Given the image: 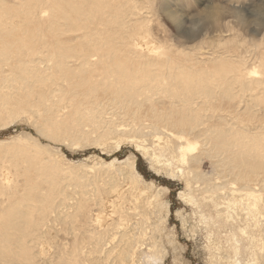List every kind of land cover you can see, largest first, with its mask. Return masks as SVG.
<instances>
[{
  "label": "bare ground",
  "instance_id": "obj_1",
  "mask_svg": "<svg viewBox=\"0 0 264 264\" xmlns=\"http://www.w3.org/2000/svg\"><path fill=\"white\" fill-rule=\"evenodd\" d=\"M178 2L161 0L154 13L136 0H0V126L24 116L37 130L0 140V264L164 256L155 233L167 204L133 156L75 164L41 139L132 142L160 167L173 153L180 197L200 214L210 248L228 243L235 260L226 264H264V12L249 21L236 9L242 32L202 40L197 53L152 41L149 14L169 19L182 45L206 28L222 32L220 11L188 32Z\"/></svg>",
  "mask_w": 264,
  "mask_h": 264
},
{
  "label": "rangeland",
  "instance_id": "obj_2",
  "mask_svg": "<svg viewBox=\"0 0 264 264\" xmlns=\"http://www.w3.org/2000/svg\"><path fill=\"white\" fill-rule=\"evenodd\" d=\"M136 1L141 7L147 9L151 7V10L155 13V9L159 7L158 4L161 0ZM177 4L178 5L173 4L172 9L181 16L180 19L184 20L188 32H191L193 28L199 30L200 24L204 22L210 12L220 11L223 15L221 23L222 32H216V30L211 31L206 28L207 31L203 30L199 38L186 45H182L183 37L179 34L172 22L165 16L159 13L157 15L149 14L147 16L154 17L157 23L154 22L151 24L152 41L173 48H177L180 45L188 46L187 50L196 48L197 53L201 51V47H205V44H199L202 40L217 41L220 38H225L224 40L232 39L235 34L233 28H235L238 33L242 32L239 26L236 27L235 24L236 19L233 12H236V9L243 11L242 14L247 16L249 21L260 19L262 11L264 12V0H179ZM249 12H255L256 16L251 17ZM208 22H211V20H208ZM226 31H228V33H226ZM244 35L249 37L247 32ZM260 37L261 35L255 37V39L257 40ZM27 119L28 118L24 116L13 118L9 123L0 126V140L11 141L12 138L16 136L24 140L26 139V133H30L32 136L37 137L36 128L32 123L29 124ZM41 142L53 146L62 156L64 155L66 160L75 164L84 163L87 164V166H91L94 158L97 159L96 162L100 159L102 161L111 162L114 158L120 161L129 156L135 158L138 174H140L145 182L153 184L154 187H152V191H156L157 189V191H163L164 189L166 191H161L160 197L161 200L167 204L168 210L163 209L161 212L160 216L163 217V222H160L159 228L155 233L159 243L164 248V256L161 258V264H226L228 260H235L230 253L229 244L226 242H223L220 254L210 248L207 239L208 232L200 218V214H195L192 206L188 205L184 199L180 197V192H186L185 180L180 177L179 171L177 173L176 169H180L177 166L179 163L177 162L172 165V163H174L173 159L175 162L177 161L176 158L172 157L173 153L165 152L166 156L160 158V160L165 159L167 162L170 159L169 166H174L173 168L171 167V169L164 160H162L163 163L161 167V163L159 162H156V164L154 162V165L153 162L148 160L149 157L143 156L132 142L124 141L120 143V147L117 148L115 146L116 141H114L115 144L109 146V149L107 146L93 145L94 141L81 142L78 145L46 142L45 139H41ZM148 143L150 146L151 142ZM169 153L172 154V156H170ZM210 164L211 162L209 159L204 158L200 170L202 171L203 169V173H209L211 171ZM163 166L168 167L171 171H169L168 168H162ZM174 168L176 169L174 170ZM77 172L78 171H76V173ZM45 257H47V260H45L46 264L50 261V258L49 255H45L44 258ZM39 258L41 257L39 256ZM240 264H251V261L242 258Z\"/></svg>",
  "mask_w": 264,
  "mask_h": 264
}]
</instances>
